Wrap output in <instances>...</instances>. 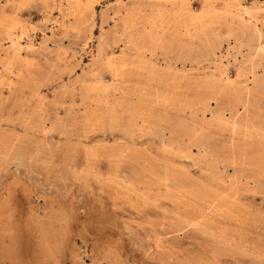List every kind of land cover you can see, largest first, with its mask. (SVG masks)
Returning <instances> with one entry per match:
<instances>
[{
    "label": "rangeland",
    "instance_id": "obj_1",
    "mask_svg": "<svg viewBox=\"0 0 264 264\" xmlns=\"http://www.w3.org/2000/svg\"><path fill=\"white\" fill-rule=\"evenodd\" d=\"M0 264H264V0H0Z\"/></svg>",
    "mask_w": 264,
    "mask_h": 264
},
{
    "label": "bare ground",
    "instance_id": "obj_2",
    "mask_svg": "<svg viewBox=\"0 0 264 264\" xmlns=\"http://www.w3.org/2000/svg\"><path fill=\"white\" fill-rule=\"evenodd\" d=\"M244 8V7H243ZM136 13V12H135ZM138 13V12H137ZM179 14V13H178ZM167 23V22H166ZM10 34V33H9ZM16 38V37H15ZM253 122V121H252Z\"/></svg>",
    "mask_w": 264,
    "mask_h": 264
}]
</instances>
